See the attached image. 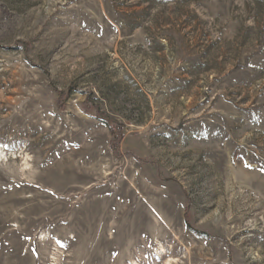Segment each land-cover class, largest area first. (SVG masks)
<instances>
[{
    "label": "rangeland",
    "instance_id": "rangeland-1",
    "mask_svg": "<svg viewBox=\"0 0 264 264\" xmlns=\"http://www.w3.org/2000/svg\"><path fill=\"white\" fill-rule=\"evenodd\" d=\"M169 261L264 264V0H0V264Z\"/></svg>",
    "mask_w": 264,
    "mask_h": 264
},
{
    "label": "bare ground",
    "instance_id": "bare-ground-1",
    "mask_svg": "<svg viewBox=\"0 0 264 264\" xmlns=\"http://www.w3.org/2000/svg\"><path fill=\"white\" fill-rule=\"evenodd\" d=\"M2 154V153H1ZM167 264H172V262L171 261H169V262H167Z\"/></svg>",
    "mask_w": 264,
    "mask_h": 264
}]
</instances>
